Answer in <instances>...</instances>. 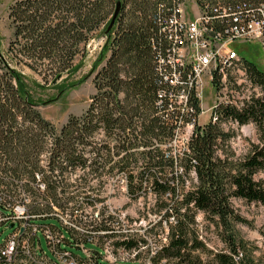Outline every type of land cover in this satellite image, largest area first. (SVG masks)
Instances as JSON below:
<instances>
[{
    "label": "trees",
    "instance_id": "obj_1",
    "mask_svg": "<svg viewBox=\"0 0 264 264\" xmlns=\"http://www.w3.org/2000/svg\"><path fill=\"white\" fill-rule=\"evenodd\" d=\"M120 1L119 13L93 63L94 93L83 112L69 115L60 127L39 110L45 102L30 93L23 68L53 85L62 83L64 75L71 77L95 33L106 30L117 0H15L10 5L12 38L0 50V193L30 198V211L43 215L39 223L65 228L64 243L68 245L71 230L53 217V207L70 215L95 208L101 199L91 197L99 192L91 180L123 173L130 197L145 190V181L156 199L160 219L145 232L164 235L156 239L159 243L151 251L152 264H259L255 257L258 245L237 230L238 224L250 221L233 200L264 204V176L260 174L264 171V71L252 62L245 63L262 95L243 99L242 107L220 105V121L196 125L186 149L162 147L179 117L165 97L172 87L163 79L161 69L166 68L159 56L168 46L163 31L170 19L165 5L169 0ZM193 1L200 9L205 5L226 8L230 15L222 19L224 26L234 25L237 18L249 19L250 14L259 16L264 4V0ZM219 83L216 79L212 83L217 90ZM193 105L199 110L197 100ZM231 119L241 125L254 121L262 130V141L252 142L249 151L238 157L219 148L236 136L235 131L225 132L220 126ZM190 172L195 182L187 185ZM72 174L74 181L68 182ZM39 183L44 184L43 189ZM81 194L86 202L77 201ZM197 211L216 228L223 248L211 249L199 238ZM104 215L103 207L97 216ZM112 218L107 213L97 223L84 224L94 233L87 237L102 232L101 238H116L112 244L118 250L136 249L139 257V243L144 245L146 239L139 235L123 239L119 229L112 227ZM52 219L60 226L48 222ZM87 237L74 236L92 249L87 260L72 245L77 250H71L77 254V264H111L102 259V245ZM137 261L116 264H139Z\"/></svg>",
    "mask_w": 264,
    "mask_h": 264
},
{
    "label": "rangeland",
    "instance_id": "obj_2",
    "mask_svg": "<svg viewBox=\"0 0 264 264\" xmlns=\"http://www.w3.org/2000/svg\"><path fill=\"white\" fill-rule=\"evenodd\" d=\"M15 0H0V38L1 46L0 50L4 51L7 47L8 42L12 38V28L8 19V10L10 5ZM192 2L187 0L185 6H183L184 11L191 14L193 5ZM195 8V7H194ZM191 10V11H189ZM192 13H194L192 11ZM102 31L95 33L93 39L86 47V53L84 56L78 59L80 66L78 70L70 77L64 75V80L59 82V84L53 85V83H44L40 76L29 69L23 68V73L26 75L27 85L30 93L37 100H40L41 104L39 110L45 118L50 120L56 127H60L71 114H81L86 108L89 97L94 93V83L93 77L95 71L93 70V63L97 59L100 48L103 41L99 39ZM104 40V39H103ZM230 47L237 50L239 54L243 57L244 61L233 69H230L225 81L224 87L219 90V98L221 103H226V100L242 107L244 100L249 98L251 95L260 96L263 91L261 86L255 83L249 76L248 70H246L245 63L252 62L259 69L264 71V49L262 43L258 39H249V41L239 40L230 44ZM77 61V62H78ZM35 81V82H34ZM72 83L73 86H68ZM64 85L65 88H60ZM203 113L199 115L200 123H205L207 118L211 114V101L213 99V90L210 86H205L203 88ZM223 131H235L236 136L231 139V141L226 144H220L219 148L221 152L232 153L235 157L242 156L249 151L252 147V142H261V129H259L254 121L248 124H239L236 121L223 120L220 123ZM79 171L76 173L78 174ZM180 173V169L177 174ZM261 176H264V171H262ZM75 174H72L68 182L74 181ZM123 179V181H121ZM186 184L190 185L191 182H195V177L192 172H190L188 178L185 179ZM92 183H96V187L99 192L91 193V197L99 198L101 201H97L95 208H86L82 213L78 211L75 214H67L69 219L76 224V221H80L79 226L73 233H76V237L80 239L84 238L83 232L81 230L89 231V227L84 224L89 222L97 223L102 217H106L109 213L112 215L111 225L113 228L119 229V231L128 237L138 235L146 239L144 245L139 243L140 248L139 257L136 255L139 264H152L150 261L151 251L155 249L159 243L158 240L164 235L160 234V237L152 236L145 232V230L152 225H154L159 219L160 214L155 210L156 199L152 194L150 189L147 187L146 182H143L145 190H141V194L137 197H130L127 193L126 177L123 173L114 174L107 179H97L91 180ZM101 182V183H100ZM99 184L101 186H99ZM145 192H147L145 194ZM79 203L86 202L85 195L81 194L76 197ZM233 205L246 219L250 221L249 223H240L237 225V230L239 234H242L247 240L258 245L255 251V257L259 264H264V235L262 230H264V204L258 202H248L244 199H234ZM105 208L104 216H97V213ZM195 220L197 223L199 238L206 242L208 247L211 249H220L224 247V243L220 240V236L216 228L209 223L205 218L204 214L197 211L195 214ZM51 224L59 225V222L55 219L50 221ZM60 226V225H59ZM64 233L68 235L65 228L60 226ZM162 227H165L162 225ZM81 229V230H80ZM159 227L155 228V231ZM69 230V229H68ZM70 231V230H69ZM161 231V229H160ZM11 232V229H5L0 227V243L1 241ZM72 232V231H71ZM95 236V237H94ZM91 240L94 243L101 244L102 247H108L109 255H103L102 258L108 260L111 264H116L117 262H122L126 260H133V258L126 256L122 251L118 250L112 241L116 238H101L100 234H95ZM162 241H165L163 238ZM41 242L43 249L47 255L51 256L49 247L46 244L44 237L41 235ZM90 248V245L87 246ZM73 251H77L74 247Z\"/></svg>",
    "mask_w": 264,
    "mask_h": 264
},
{
    "label": "built area",
    "instance_id": "obj_3",
    "mask_svg": "<svg viewBox=\"0 0 264 264\" xmlns=\"http://www.w3.org/2000/svg\"><path fill=\"white\" fill-rule=\"evenodd\" d=\"M189 1L193 5L194 13L189 10L191 14L183 9L187 0L166 2L170 19L168 27L162 31L167 36L168 46L164 55L162 53L159 55L160 61L166 68L161 69L163 79L172 87L165 93V97L168 98L171 109L179 113V117L173 123L171 137L162 147L174 150L186 149L196 125H203L208 121H220L218 108L222 103L219 90L224 87L230 69L244 60L237 50L230 47V44L256 38L261 41L264 49V4L261 6L262 11L259 16L250 14L249 19L237 18L234 25L224 26L222 19L230 15L226 8L220 10L219 5L211 7L205 5L200 9L193 0ZM215 79L220 82L218 90L212 84ZM206 85L213 90V99L211 114L202 124L199 115L204 110L201 101H203L202 91ZM194 100H197L199 110L194 107ZM226 103L231 102L226 100ZM159 104L163 105V101L161 100ZM39 187L43 189L44 184L39 183ZM30 203V198L26 196L12 198L0 193V227L11 229L0 243V264H77V254L71 251L72 245L80 248V254L84 259L91 258L92 249L85 246L84 241L77 242L74 239L76 233L73 232H76L78 227L67 214L60 213L56 207H53V217L72 231L68 245L64 243V233L60 228L39 223L38 218L43 215L32 213L29 209ZM81 232L85 233L84 237L94 234L87 230ZM41 235L50 249L51 256L43 249ZM85 239L91 241V238ZM119 250L131 258H134L138 252L136 249L127 251L122 247ZM100 253L101 256L109 255L108 247L102 248Z\"/></svg>",
    "mask_w": 264,
    "mask_h": 264
},
{
    "label": "water",
    "instance_id": "obj_4",
    "mask_svg": "<svg viewBox=\"0 0 264 264\" xmlns=\"http://www.w3.org/2000/svg\"><path fill=\"white\" fill-rule=\"evenodd\" d=\"M120 7H121V1L117 0L113 15L111 17V20H110L106 30L104 32H102L100 37H99V39H101V41H103V39L105 38V33L113 26L115 18L119 13ZM10 226H12V224Z\"/></svg>",
    "mask_w": 264,
    "mask_h": 264
}]
</instances>
